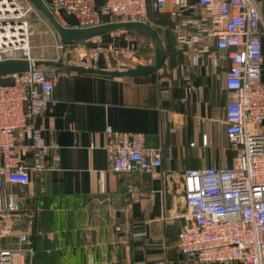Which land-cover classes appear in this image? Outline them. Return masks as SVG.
Here are the masks:
<instances>
[{"label": "crops", "instance_id": "1", "mask_svg": "<svg viewBox=\"0 0 264 264\" xmlns=\"http://www.w3.org/2000/svg\"><path fill=\"white\" fill-rule=\"evenodd\" d=\"M94 2L98 7L102 0ZM256 2L262 27L259 72L264 81V0ZM148 6L152 7L147 3L146 11ZM163 15L167 25L150 19L147 11L157 31L171 30L169 11ZM109 20L103 14L100 23ZM128 32H104L81 44L98 47L108 68L151 63L154 44L150 55L140 53L134 64L114 60V53H126L129 47ZM173 41L172 33V50L165 52L162 66L151 73L114 76L56 68L53 99L34 122L47 141L59 146L47 156L49 168L27 192L21 209L0 213L8 228V235L1 238L3 245H10L18 232L32 240V254L23 259L25 263L32 259L42 264H156L159 260L161 264H205L189 259L175 245L187 211L183 170L234 164L236 153L224 121L230 98L224 88L229 59L212 44L209 53L193 62L191 53L176 51ZM132 53L138 54V49ZM181 63L186 66L185 76L180 74ZM108 129L141 131L147 145L160 147L162 161L154 173L111 169L104 148ZM39 182L44 183L43 192L38 191Z\"/></svg>", "mask_w": 264, "mask_h": 264}, {"label": "built area", "instance_id": "2", "mask_svg": "<svg viewBox=\"0 0 264 264\" xmlns=\"http://www.w3.org/2000/svg\"><path fill=\"white\" fill-rule=\"evenodd\" d=\"M150 3L157 13L169 11L170 27L178 52L188 50L197 62L212 44L226 52L224 88L225 134L236 156L227 166H188L183 171L187 211L177 230L175 245L189 259L207 264H264V81L260 76L262 40L260 8L256 0H50L47 7L66 26L59 9L78 19L73 27L100 24L103 13L118 20L147 17ZM35 12L29 0H0V60L7 57L33 58L30 18ZM129 47L133 36L126 34ZM63 61L97 67L98 47L81 41L59 43ZM216 64V58L213 57ZM123 68V67H122ZM186 66L180 64L185 76ZM59 70L43 66L9 74L0 82V213L19 211L27 192L49 168L47 156L59 143L47 141L34 120L44 114L53 99ZM193 86L188 85V89ZM184 99V98H183ZM105 151L111 169L118 172L154 173L161 164L160 147L146 144L141 131L108 129ZM204 144L207 138L203 137ZM194 144V142H191ZM18 185V188L11 187ZM43 192L44 183L37 184ZM128 189L134 192L133 186ZM8 228L0 220V264H42L32 259V240L25 232L13 234L10 245L1 238ZM22 258V261L20 260ZM159 260L156 264H161Z\"/></svg>", "mask_w": 264, "mask_h": 264}, {"label": "water", "instance_id": "3", "mask_svg": "<svg viewBox=\"0 0 264 264\" xmlns=\"http://www.w3.org/2000/svg\"><path fill=\"white\" fill-rule=\"evenodd\" d=\"M34 9L39 11L48 21V24L55 30L58 34L59 43H71L77 41L86 40L88 37L93 35H100L104 32L117 31L119 29L131 30L134 33L143 34L147 36L151 43L154 44V51L152 62L147 64L136 63L134 67H128L124 69H113L108 68L104 60L103 54L99 53L97 57V67H83L80 65L69 64L63 61L61 54L57 56L56 59L45 58V57H33V58H14L7 57V59L0 60V77L8 76L13 73H21L30 68L36 67H46V68H60L65 71H77V72H95L99 74H109L114 76L128 75L137 76V74L151 73L159 69L163 62L165 56L164 43H162L161 37L155 27L149 25L146 22L139 20H114L105 21L100 24L87 26V27H73L71 24H77L78 19L73 13H66L63 9H59L58 12L61 14L62 20L66 23L62 25L56 17L50 13L47 3L50 0H29ZM132 43L135 42L132 40ZM139 204L134 203L133 207L138 208Z\"/></svg>", "mask_w": 264, "mask_h": 264}, {"label": "rangeland", "instance_id": "4", "mask_svg": "<svg viewBox=\"0 0 264 264\" xmlns=\"http://www.w3.org/2000/svg\"><path fill=\"white\" fill-rule=\"evenodd\" d=\"M97 8V5L95 4ZM148 16L151 19L157 20L161 25L168 24V18L163 14L164 12L156 13L154 10L152 11V7H147ZM33 12V15L30 18V46H31V54L33 57H45L56 59L61 51L56 46L58 41L57 30L53 29L49 24L47 19L40 14L39 11ZM105 17L110 18L109 21L118 20L116 17H110L109 13H103ZM102 14V16H103ZM126 30V29H125ZM133 41L135 45L133 47L126 48V53H114V60H116L117 64L121 63L123 65L126 64H134L137 60H139L138 55H150V52L153 48V43L150 42V39L143 34L134 35ZM151 45V46H150ZM138 49V54L132 53V50ZM128 52V53H127ZM141 53V54H140ZM127 62V63H126ZM0 80H5V78L0 77Z\"/></svg>", "mask_w": 264, "mask_h": 264}, {"label": "trees", "instance_id": "5", "mask_svg": "<svg viewBox=\"0 0 264 264\" xmlns=\"http://www.w3.org/2000/svg\"><path fill=\"white\" fill-rule=\"evenodd\" d=\"M127 31L135 34L131 30H127ZM158 33H159V35L161 37L162 43H164L165 52H168L169 50L171 51L172 50L171 49V42H170L172 40V32H171V30H169L168 27H167V29L159 30ZM136 34H138V33H136ZM2 78H5V80H0V82H7L9 80L7 76L2 77Z\"/></svg>", "mask_w": 264, "mask_h": 264}]
</instances>
